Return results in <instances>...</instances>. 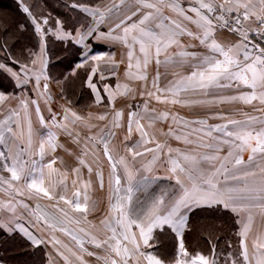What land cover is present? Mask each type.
I'll return each instance as SVG.
<instances>
[{
  "label": "snow or ice",
  "instance_id": "1",
  "mask_svg": "<svg viewBox=\"0 0 264 264\" xmlns=\"http://www.w3.org/2000/svg\"><path fill=\"white\" fill-rule=\"evenodd\" d=\"M19 2L39 36V53H32V67L15 60L13 66L0 62V72L22 90L20 96L0 92V108L9 99L18 101V108L7 107V114L0 112V192L7 197L0 199V231L9 235L19 232L35 248L50 243L63 264H89L85 257H95L100 264H220L215 245L210 255L189 253L183 233L190 211L221 207L241 217L240 251L227 253L223 264H264V232L252 240L251 250L247 243L256 212L264 218V0H110L103 8L72 3L71 8L91 20L75 34L65 31L59 19L55 28L45 29L42 25H48V18L38 20L23 0ZM101 25H107V30ZM224 29L239 39L234 43L218 40L217 32ZM48 34L77 46L75 54L80 61L76 68L93 62L86 85L97 105L103 103V97L93 82L98 71L94 62H117L111 53L95 52L94 46L113 42L127 48L124 75L129 81L142 82L139 95L145 99L142 105H129L127 134L122 141L124 154L115 152L112 144L124 116L114 105L118 96L135 99L136 89L119 81L114 89L104 84L112 118L103 127L91 121L108 120L107 112L85 117L64 106L62 116L53 112L47 74ZM183 37L198 41L205 51H189L196 45H185ZM172 48L177 51L171 52ZM0 49L6 50L7 45H0ZM153 62L156 71L149 87L148 68ZM185 67L191 69L187 74L181 71ZM105 78L101 73L100 79ZM33 80V91L48 105V121L41 114L39 100L30 99L25 91ZM162 80H167L163 86ZM153 99L188 108L240 103L252 106L260 115L241 110L244 118L236 119L218 111L206 119L189 120L175 112L150 108ZM29 105H35L43 132L33 128ZM145 119L147 128L158 121H171L164 135L174 136L188 147L173 149L166 141H158L146 130L142 123ZM208 119L224 123L210 125ZM97 127L99 131L93 134L92 129ZM78 128L87 129L89 135L82 137ZM134 132L138 134L136 140L132 139ZM60 134L82 144L79 166L71 170L74 178L70 185L68 171L54 167L59 159L54 154L62 147ZM225 148L227 152L222 155ZM101 150L110 169V195L107 213L96 225L88 219L96 210L89 195L94 168L88 157L93 156L99 164ZM147 154L151 158L136 167L137 158ZM162 155L166 174L159 176L156 165ZM49 156L52 158L46 159ZM85 168L88 179L83 176ZM95 175L103 188L102 170L97 168ZM161 180L174 183L160 185ZM26 201H34L35 207ZM21 208L27 211L33 228L48 233L47 240L21 222ZM166 230L179 240L174 259L168 261L161 258L158 248V234ZM56 233L68 237L71 243L59 239ZM88 246L99 251H90ZM49 264L54 261L50 259Z\"/></svg>",
  "mask_w": 264,
  "mask_h": 264
},
{
  "label": "crops",
  "instance_id": "2",
  "mask_svg": "<svg viewBox=\"0 0 264 264\" xmlns=\"http://www.w3.org/2000/svg\"><path fill=\"white\" fill-rule=\"evenodd\" d=\"M110 3V0H94L92 5H88L90 7H96L99 6L103 8L106 4ZM185 6L187 4L185 3ZM91 20L89 19V23ZM88 23V24H89ZM87 26V25H86ZM85 26V27H86ZM56 27V26H55ZM102 30H107V25H101L100 26ZM193 30H195L194 26H191ZM65 31L72 32L75 34L76 29L82 28L81 25L76 26L73 29H67L63 27ZM52 37L55 40V36L52 35ZM217 38L218 40L222 42H236L239 37L234 34L230 33L227 29L220 30L217 32ZM63 41V40H58ZM65 42V41H64ZM71 42V41H70ZM182 42L185 45L188 44H194L196 45L195 48H190L189 51H198L203 52L205 49L201 48L199 46L198 41L192 40L189 37H183ZM77 47V46H75ZM94 50L97 53H111L113 54L114 60L117 62L116 65H113L111 63H108L106 61H99L94 62L96 65H98V71L95 76H93V82L97 85V87L101 90V95L103 97V103L100 105H97L95 103V97L91 91L86 85V80L88 75L91 72V67L93 66V62H89V64H86L82 68H76V64L79 63L80 57L78 56L77 61L75 62L74 68L70 72L71 74L75 70H82L83 76H82V85L86 91V94H88L87 99H82L81 94L82 92L77 90L72 98H65L57 97V94L55 95V91H51V101L50 106L53 112H56L58 115L62 116V107H69L73 111H76L79 115L87 117L89 113H93L96 115L103 114V113H109L108 120L106 121H98L93 119L91 122L94 124H97L99 127H103L105 124H107L112 116H111V109L108 106L107 96L103 92V86L104 84L110 85L113 89L115 88L116 83L119 81L120 83H129L131 87L136 89L135 93V99L130 98L129 96H118L115 101V109L122 110L124 112V116L121 120L122 126L118 129H116V136L112 141V144L114 146L115 152H118L120 154H124V144L122 143L124 136L127 134V115L129 112V105H142L144 103V99L139 95V92L142 90V82L140 81H129L126 79L124 73L127 68V48H125L120 43H113V42H106L101 43L94 46ZM171 52L177 51L176 48L170 49ZM39 53V47L38 51ZM122 61V62H121ZM5 63V62H3ZM9 66H13V63H6ZM16 67V70H18V66ZM29 67H32L30 64ZM156 66L153 62L149 65L148 68V74H149V87L151 83L152 76L155 75ZM161 71L163 69L161 68ZM181 71H183L185 74L191 71L190 68L185 67ZM103 73V75L106 77L104 80L100 79V74ZM115 73V75H113ZM6 74V73H4ZM7 75V74H6ZM8 76V75H7ZM171 75H169L168 79H171ZM11 79V78H10ZM51 80V79H50ZM13 83V89L10 92H4L6 95L9 96H20L21 95V89L17 88L15 86V82L11 79ZM43 79L41 80V82ZM167 83V80H162L161 84L162 86ZM35 81L33 80L30 84L26 86V93L27 96L30 99H38L40 103V109L41 114L43 115L44 119L46 121L50 120L51 114L48 111V105H45L43 99L39 98L37 96V93L33 91ZM56 86H59L58 83L49 81V88H53ZM81 86V85H80ZM41 91H42V85H41ZM1 92V91H0ZM50 92V90H49ZM233 94V93H229ZM254 105L256 107H259L257 102H254ZM225 108H222L218 110L216 107H212V110H205L203 107H181L180 105H166L161 104L154 99L151 101L149 107L154 108L157 111H171L178 113L180 116L185 117L189 120L194 119H206L208 118L212 113L222 111L225 114H230L232 118L236 119H243L244 117L240 114V111L248 112L251 115H260L259 112L254 111V108L252 106H245L240 103H234V104H225L222 105ZM7 107L12 108H18V101L16 99H9L5 106L3 108H0V112H3L4 114H7ZM220 108V107H219ZM29 113L31 116L33 128L37 131L43 132L44 129L41 128L39 124L38 117L35 112V105H29ZM23 117L24 113L23 111L20 112V119L23 123ZM0 119H3V115H0ZM142 123L145 124L146 130L149 131L150 134H153L156 139L160 142H165L173 149H185L188 147L183 143L182 140L175 139L174 136H165L164 133H167L169 131V127L171 124V121H158L152 128H147L148 121L145 119L142 121ZM208 123L210 125L212 124H219L224 123V121L220 119H208ZM99 127L92 129V133H96L99 131ZM173 129L177 130L175 126L173 125ZM78 131H80L81 136H87L89 135V132L87 129L84 128H78ZM138 138L137 133H133V140H136ZM128 143H131L129 141ZM59 144L62 145V147L57 148L56 153L54 154L59 159L57 160V164L54 165V167L59 168L61 171L67 170L68 175V182L69 185L71 184V180L74 178L72 175L71 170L78 165L77 157L81 155V148L82 144L78 145L73 142L71 137H68L64 134L59 135ZM148 147H154V145L149 144ZM167 152V149H165V154ZM227 152V149L225 148L224 151L221 153L222 155H225ZM115 154V153H114ZM247 153L244 154L245 160L247 159ZM99 156V164L95 162V158L93 156L88 157V162L92 164L94 168V172L91 176L92 181V187L89 190V195L91 196L92 200L96 203V210L91 213L88 217V219L96 224L99 225V221L106 215L108 210V204H109V184H108V176H109V165L107 162V159L103 156L102 150L98 153ZM52 157H46V159H51ZM130 158V157H129ZM151 158V154H147L146 157L143 158H137L136 167H140V164L143 162H146L147 159ZM165 156L162 155L161 160L157 162L156 165V174L159 176H164L165 173ZM99 168L102 170L104 175V187L101 188L99 185V181L95 175V170ZM83 176L85 179H88V173L87 169H82ZM3 175L8 176V173H3ZM160 185H168L170 183H174V181H168V180H161L158 182ZM0 199H7V197L4 195L3 192H0ZM31 207H35L34 201H26ZM46 202L47 201H41ZM19 212L22 215L21 222L25 224L26 227H29V229L33 232H36L39 235H42L46 240L48 239V233L46 231H43L41 229L33 228L32 224L30 223L31 218L28 216V213L24 209H19ZM241 219L240 216H237L236 214L232 213L231 211H226L221 207H214V208H198L190 211L187 214V225L185 228V231L183 233V241L185 244L186 249L191 254H195L196 252H201L204 255H210L212 252L213 245L216 246V250L219 256L220 264H223L224 256L231 252L233 254H237L240 251V236L238 235L240 231L241 224L238 223V221ZM87 227V225H83ZM72 227H75L74 225ZM171 238V244L167 251V256L162 257V259H165L166 261L170 259H174L175 254L178 251V244L179 240L175 236L174 233L171 232V230L165 231ZM260 232H264V218H262L259 215V212L257 211L255 214V220L252 227V232L250 233L249 239L247 241L249 249L251 250V244L252 240L258 235ZM6 233V232H5ZM18 235L22 236L19 232H16ZM8 234V233H6ZM9 235V234H8ZM57 237L61 240H63L66 243H71L69 238L64 236L61 233H56ZM23 237V236H22ZM24 238V237H23ZM25 239V238H24ZM26 240V239H25ZM28 247H30L32 250L37 249L41 250L42 256L41 261L39 264H49V260L51 259L54 261V264H63L62 260L56 255V251L53 248V246L50 243L42 244L39 248H35L31 246V244L26 240ZM90 251H99L91 246H88ZM86 260L89 261V264H100L95 257H85ZM32 262L38 261L37 257L31 258ZM3 264L2 262H0Z\"/></svg>",
  "mask_w": 264,
  "mask_h": 264
},
{
  "label": "rangeland",
  "instance_id": "3",
  "mask_svg": "<svg viewBox=\"0 0 264 264\" xmlns=\"http://www.w3.org/2000/svg\"><path fill=\"white\" fill-rule=\"evenodd\" d=\"M4 1L7 3L10 2V4H12L14 9L7 10L5 7H3L4 8L3 9L1 8V4H0V26L9 27V31H10L9 35L7 34L3 35V33H0V45L6 44L7 51H9V48L12 47L13 45L12 48L15 49L14 50L15 54H7L6 56L0 50V62L13 63V60H15V61H19L21 64L30 65L31 59L33 58L32 53H36L38 51V47H39V44L37 43L38 40L35 39L33 41V39L29 38V40L25 42L24 44H22L21 41H19V43H15L16 38L14 36H16L17 32L20 33L22 29L21 25H23V23L25 24L28 23V21L25 18V15L23 14L19 15L16 12V7H18L20 11L22 10L19 0H4ZM51 1H52L51 4L53 6V9L54 8L57 10L59 9L60 11V13H57V14L54 13V16L49 15L48 13L42 11V6L39 4V0H23V3L30 7L33 15L38 20L42 21V18L44 17L48 18V21H49L48 25H42L45 29L49 27L55 28L57 19H59L62 22L63 27L67 29H73L79 25H81L82 27H85L86 25H88L90 17H87L86 14L81 12L79 9L71 8L70 5L72 3L92 5L93 3L92 1L90 4L86 3V0H78V2L77 1H72V2L66 1L67 2L66 4H62L58 0H51ZM88 2H90V0H88ZM33 31L35 33L34 29ZM11 34H13L14 36H12ZM31 36L35 38L38 35L35 33V35L31 34ZM50 37H52L51 34H48L45 37V41L47 43L46 46H48V42H50L51 44L49 46V48L51 47L50 52L54 51V53L52 55H48L50 53H48V47L46 48V51H47L46 58L48 60L47 74L49 75L51 82L60 81V83H58L60 87L53 86V88L51 89L49 88L50 90L49 93L51 94V91L53 90L55 91V95L57 94V97L64 96L65 98L71 99L74 93L80 89V91L82 92L81 94L82 99H87L88 94H86V91L82 85V76H83L82 70H76L75 75H72L70 73L72 69L74 68L75 62L78 59V55L75 54L77 47H75L70 41H67V42L58 41L52 37L55 41L61 43V44H55V41L51 42L52 40ZM8 55H11V56H8ZM61 56H65V58L62 59ZM49 62H51L50 65H49ZM7 81L9 83H7ZM10 83L13 86V83L10 77L4 74L3 72H0V91L6 92V90L3 89V87L7 84L10 85ZM43 84H44V81L41 82L42 90H43ZM11 90L12 89H9V91L7 92H10ZM225 107L226 106L224 107L220 106L218 110L225 108ZM203 109L212 110V108H206V107H203ZM41 203L47 204L46 202H41ZM49 211H51V209H49Z\"/></svg>",
  "mask_w": 264,
  "mask_h": 264
},
{
  "label": "trees",
  "instance_id": "4",
  "mask_svg": "<svg viewBox=\"0 0 264 264\" xmlns=\"http://www.w3.org/2000/svg\"><path fill=\"white\" fill-rule=\"evenodd\" d=\"M60 3L62 4H66V1H77L78 0H58ZM91 1L93 2L94 0H90V2H88V0H86V3H91ZM14 2V1H13ZM38 3V2H37ZM52 1L51 0H39V4L42 6V11L48 13L49 15L54 16V13H60L59 9H53L52 6ZM82 3V2H81ZM0 4H1V8L5 7L7 10L8 9H14V7L12 6V4L5 2L4 0H0ZM5 4V5H4ZM51 6V7H50ZM4 9V8H3ZM16 12L21 15H25V18L27 19L28 23H23V28L21 29L20 33L17 32L16 36H14L13 34H11L12 36H14L16 38L15 43H19V41L22 42V44H24L25 42H27L29 40V38L33 39V41L35 39L38 40V44H39V36L37 37H32L31 34H34V26L31 22V19L28 18L27 14H25L22 10L20 11L18 7H16ZM16 14V13H15ZM9 27H3L0 26V33H3V35H9ZM51 38V42H54L55 40ZM55 44H61L57 41H55ZM47 45V43H46ZM50 42H48V46H46V48L48 47V55H52L54 53V51L50 52ZM60 46V45H58ZM57 46V47H58ZM13 47V45H12ZM12 47L9 48V51L4 50V49H0L4 55L7 56V54H15L14 50ZM11 56V55H8ZM16 56V55H14ZM62 59L65 58V56H61ZM51 64V62H49V65ZM7 83H9L7 81ZM7 86V87H6ZM3 89L7 91H9V89H13V86L9 84L5 85L3 87ZM158 248H159V252L161 254L162 257H166L168 248L170 247L171 244V238L170 236L165 232V233H160L158 234ZM29 248V249H28ZM41 256H42V252L41 250H37V249H30V247H28L26 240L18 235L17 233H13L11 235L6 234L5 232L0 231V262H2L3 264H36V262H32V260H30L31 258H35L37 257L38 261L37 263L39 264L41 261Z\"/></svg>",
  "mask_w": 264,
  "mask_h": 264
},
{
  "label": "built area",
  "instance_id": "5",
  "mask_svg": "<svg viewBox=\"0 0 264 264\" xmlns=\"http://www.w3.org/2000/svg\"><path fill=\"white\" fill-rule=\"evenodd\" d=\"M262 46H264V45H262Z\"/></svg>",
  "mask_w": 264,
  "mask_h": 264
}]
</instances>
